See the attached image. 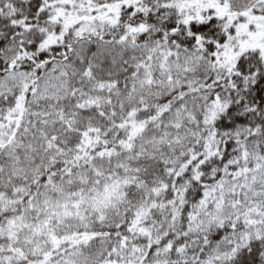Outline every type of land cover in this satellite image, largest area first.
<instances>
[{
    "label": "snow or ice",
    "instance_id": "obj_1",
    "mask_svg": "<svg viewBox=\"0 0 264 264\" xmlns=\"http://www.w3.org/2000/svg\"><path fill=\"white\" fill-rule=\"evenodd\" d=\"M0 264H264V0H0Z\"/></svg>",
    "mask_w": 264,
    "mask_h": 264
}]
</instances>
